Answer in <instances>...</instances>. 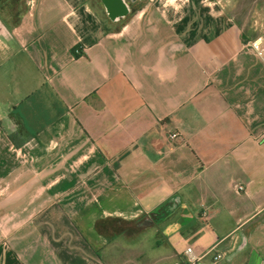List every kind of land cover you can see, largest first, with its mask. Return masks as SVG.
I'll return each mask as SVG.
<instances>
[{
	"label": "crops",
	"instance_id": "crops-1",
	"mask_svg": "<svg viewBox=\"0 0 264 264\" xmlns=\"http://www.w3.org/2000/svg\"><path fill=\"white\" fill-rule=\"evenodd\" d=\"M116 1L29 0L0 37V264H264L263 41Z\"/></svg>",
	"mask_w": 264,
	"mask_h": 264
},
{
	"label": "rangeland",
	"instance_id": "rangeland-1",
	"mask_svg": "<svg viewBox=\"0 0 264 264\" xmlns=\"http://www.w3.org/2000/svg\"><path fill=\"white\" fill-rule=\"evenodd\" d=\"M29 0H0V37L15 26ZM128 6L132 0H123ZM162 1V0H160ZM158 1V2H160ZM202 4L224 8L225 14L237 23L245 38L252 41L262 38L264 43V0H201ZM178 2H180L178 0ZM143 3V2H141ZM135 8V6H133ZM264 45V44H263ZM264 48V47H262Z\"/></svg>",
	"mask_w": 264,
	"mask_h": 264
},
{
	"label": "built area",
	"instance_id": "built-area-1",
	"mask_svg": "<svg viewBox=\"0 0 264 264\" xmlns=\"http://www.w3.org/2000/svg\"><path fill=\"white\" fill-rule=\"evenodd\" d=\"M261 40H262V38H258L256 40L252 41V47L255 48V49H257V50H260L261 51V49H260L261 48L260 47ZM80 51H81V49L79 47H76L75 50H74L75 54H77V55L80 53ZM236 189L240 192V191H244L245 187H244L243 184H237L236 185ZM185 252L187 254H191L192 253V250H191V248H187ZM217 257H221V255L218 254ZM191 258L193 260H195V257L194 256H192Z\"/></svg>",
	"mask_w": 264,
	"mask_h": 264
},
{
	"label": "water",
	"instance_id": "water-1",
	"mask_svg": "<svg viewBox=\"0 0 264 264\" xmlns=\"http://www.w3.org/2000/svg\"><path fill=\"white\" fill-rule=\"evenodd\" d=\"M108 2H109L111 5H114V6L117 5V1H116V0H108Z\"/></svg>",
	"mask_w": 264,
	"mask_h": 264
}]
</instances>
